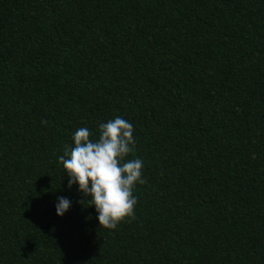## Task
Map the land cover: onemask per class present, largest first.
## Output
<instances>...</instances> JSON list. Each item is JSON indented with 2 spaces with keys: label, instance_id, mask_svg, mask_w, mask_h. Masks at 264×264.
Listing matches in <instances>:
<instances>
[{
  "label": "trees",
  "instance_id": "1",
  "mask_svg": "<svg viewBox=\"0 0 264 264\" xmlns=\"http://www.w3.org/2000/svg\"><path fill=\"white\" fill-rule=\"evenodd\" d=\"M0 264H264V0H0Z\"/></svg>",
  "mask_w": 264,
  "mask_h": 264
}]
</instances>
